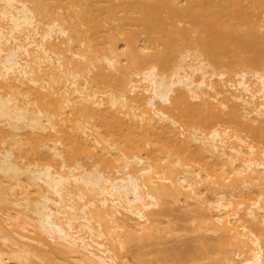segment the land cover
I'll use <instances>...</instances> for the list:
<instances>
[{
    "label": "bare ground",
    "instance_id": "bare-ground-1",
    "mask_svg": "<svg viewBox=\"0 0 264 264\" xmlns=\"http://www.w3.org/2000/svg\"><path fill=\"white\" fill-rule=\"evenodd\" d=\"M211 251L264 264V0H0V264Z\"/></svg>",
    "mask_w": 264,
    "mask_h": 264
},
{
    "label": "rangeland",
    "instance_id": "rangeland-1",
    "mask_svg": "<svg viewBox=\"0 0 264 264\" xmlns=\"http://www.w3.org/2000/svg\"><path fill=\"white\" fill-rule=\"evenodd\" d=\"M173 226L175 228H177V233H175V235H179L180 237L174 238L173 240L169 241V243H167L165 245V247H177L178 251H186L188 249H201L202 247V243H207V244H213V240L211 238H205V240L201 241L198 237H196V235L194 233H192L189 229V224L188 222L183 219V218H178L176 221H174ZM178 239V240H177ZM148 252L150 253L148 255L149 258L156 256L157 253L155 251H153L152 249L148 250ZM223 257V253L222 252H218V253H214V252H209L208 253V257L207 258H202L200 260V263L203 264H211L213 262H215L216 258H221ZM237 257L234 258L233 261L228 262L226 264H233L234 262H236Z\"/></svg>",
    "mask_w": 264,
    "mask_h": 264
}]
</instances>
